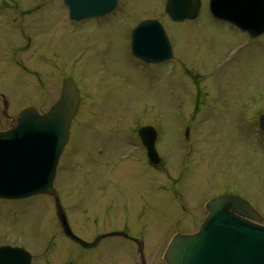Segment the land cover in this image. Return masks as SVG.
<instances>
[{
    "label": "rangeland",
    "instance_id": "rangeland-1",
    "mask_svg": "<svg viewBox=\"0 0 264 264\" xmlns=\"http://www.w3.org/2000/svg\"><path fill=\"white\" fill-rule=\"evenodd\" d=\"M165 1L118 0L103 17L73 21L63 0H0V93L8 114L15 118L26 106L47 110L63 79L76 81L83 103L54 184L67 204L81 193L101 201L103 192L93 187L110 184L107 216L94 232L133 229L151 244L167 224L173 231L180 220L198 226L205 202L224 192L248 200L264 224V133L256 124L264 111V32L250 38L214 19L208 0H201L196 18L176 22ZM144 18L163 24L171 59L146 63L131 54V30ZM3 104L0 98V129L11 125ZM144 124L158 130L159 151L164 145L157 170L144 162L133 178L114 148L112 155L95 150L139 139L136 129ZM180 140L200 143L184 174L187 151ZM178 176L184 177L179 189L173 187ZM62 240L52 196L0 198V244L24 246L32 264H60ZM130 244L121 235L96 247L72 244L73 264H134L135 249L124 250Z\"/></svg>",
    "mask_w": 264,
    "mask_h": 264
},
{
    "label": "water",
    "instance_id": "water-1",
    "mask_svg": "<svg viewBox=\"0 0 264 264\" xmlns=\"http://www.w3.org/2000/svg\"><path fill=\"white\" fill-rule=\"evenodd\" d=\"M71 19L104 16L112 12L118 0H64ZM201 0H166L165 12L174 21L197 17ZM211 15L232 23L251 37L264 32V0H208ZM130 49L146 62L158 63L172 55L171 43L162 23L154 18L141 20L131 30ZM3 113L8 103L4 94ZM79 90L70 77L64 79L59 99L46 112L35 107L22 109L12 125L0 129V198L22 199L46 193L54 197L57 215L69 237L85 247L106 235L125 234L113 231L99 235L93 242L77 237L70 229L54 187L57 165L69 139L71 121L77 111ZM264 131V113L259 116ZM151 162L160 158L154 143L157 130L152 125L138 129ZM208 213L198 230L176 233L170 240L166 264H264V224L262 216L243 197L223 193L210 198ZM32 254L22 246L0 245V264H31Z\"/></svg>",
    "mask_w": 264,
    "mask_h": 264
},
{
    "label": "flooded vegetation",
    "instance_id": "flooded-vegetation-1",
    "mask_svg": "<svg viewBox=\"0 0 264 264\" xmlns=\"http://www.w3.org/2000/svg\"><path fill=\"white\" fill-rule=\"evenodd\" d=\"M22 34L25 37H27V42H28V44H30V42L32 40V36L31 35H25V31L23 30V27H22ZM67 77H71V76L68 75ZM61 89H62V86H61ZM61 89H60V93H61ZM60 93H59V96H60ZM59 96H58V98H59ZM55 101H53L50 104V106ZM82 103H83V100H82V95L80 93L79 105H78L77 111H76V113L72 119L71 125L73 124L74 119L79 114V110L82 107ZM50 106L48 107V109L50 108ZM47 110H43L41 112H46ZM70 128H71V126H70ZM69 142H70V140L67 141V143L64 147V150L67 148V145ZM158 142L160 143V140H155V149L161 158L164 145H163V143L160 144L159 147H160L161 151H159ZM180 142H183L184 147L187 151L186 154H184V160H185L184 165H185V167L182 169V173L184 174V170H186V169H188V167H190L189 165L188 166L186 165L187 164V156H190L189 157V159H190L191 154L193 153V150H194V145L196 144V146H198V144H200V143H197V141H193V140H180ZM105 145H106V147L102 144H100L98 147H96L95 150L97 151V153L99 155H102V153L106 152L107 154L112 155L113 152H111V151H113V148H114L115 153H118L117 155H118L119 160L117 159V161H119L121 163V167H122V170L125 171V175H130L133 178H137L138 174L141 173V171H143L144 162L146 163V166H148L152 170L153 169L157 170L162 163L163 158H161V161L158 164H153L150 162V160L148 158L147 148L145 147L143 140H141L140 137H139V139H136V140H120V144L117 145L118 147L111 146V144H109V143H105ZM100 146H102V147H100ZM73 148L76 149L75 147H73ZM177 148L179 149V145H177ZM64 150H63V152H64ZM104 165H105L104 167L106 168V166H107V169H108L111 166V163L107 162ZM183 179H184V177H181V176L174 178V181L172 180L174 182L173 187L175 188V186H176L177 189H179L181 186L178 184ZM93 188L96 190V192H103V197L101 198V196H99V199H101V201L91 200L89 195H88L87 200H84L86 197L85 193H81V194L77 195V197H78L77 200L72 201L69 204L64 203L63 193L60 189H58L60 202H61V205H62L63 210L65 212L66 220H67V223H68L70 229L72 230V232L77 237H79V238H81L87 242H92L95 240V238L97 236L105 233V232H101V231H96V232H94V231L98 228L99 224L106 218L107 209L109 207L110 200H111V186H110V184H108L107 181H104L103 185L98 186V188H97L98 190L96 189L95 186ZM85 189H86V187H85ZM78 190H80V189H78ZM86 193H87V191H86ZM179 193H180V191H177V194H179ZM54 204H55V201H54ZM181 207H183V205H181ZM185 208H186V206H185ZM55 215H56L58 230L60 231V234L63 238V240L60 243L61 245L59 246V255L61 257L60 264H73L74 261L72 259V256L74 254V248L71 247V245L74 244L76 246H81V247H84V246L81 243H79L78 241H75L66 235V233L64 232V229L62 227V224L60 222V219L57 215L56 204H55ZM179 223H180V226L177 228L178 229L177 231L171 230L170 225L167 224L162 231V235L161 236L159 235L157 237L158 239L156 241H154V242L150 241L151 244H149V242L146 241V238L143 236V233H140V235L138 234L139 236H137L135 234L137 232L134 231L133 229H130L131 231H123L122 230L123 232H126V235H123V237L132 241V244L126 245L124 250L126 252H128V251L133 252L134 251L133 249H135L136 259H135L134 264H166V262L163 258V255H164V251H165L170 239L172 238V236L177 232L192 233L195 230H197V228L199 226V225L197 226L196 221L192 222V224H189V223L184 222L183 220H180ZM90 235H92V236H90ZM101 239L102 238H100L97 241V243L92 247H96ZM84 248H89V247H84Z\"/></svg>",
    "mask_w": 264,
    "mask_h": 264
}]
</instances>
